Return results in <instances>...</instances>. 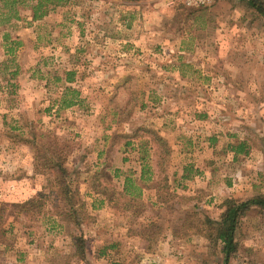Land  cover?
Returning <instances> with one entry per match:
<instances>
[{
    "label": "rangeland",
    "instance_id": "1",
    "mask_svg": "<svg viewBox=\"0 0 264 264\" xmlns=\"http://www.w3.org/2000/svg\"><path fill=\"white\" fill-rule=\"evenodd\" d=\"M19 14L0 24V264L216 263L217 246L194 233L203 216L216 217L244 184L264 195V21L244 0L195 8L69 0L40 19L29 6ZM66 86L80 101L57 111ZM157 135L169 148L162 169ZM57 137L69 150L72 187H104L112 197L83 226L87 247L78 254L65 237L77 228L57 226L67 209L47 169ZM239 140L249 151L232 160L229 145ZM141 154L148 171L189 193L162 192L161 206L118 196ZM197 165L210 177L195 180ZM238 239L230 264H264V216L255 206Z\"/></svg>",
    "mask_w": 264,
    "mask_h": 264
},
{
    "label": "trees",
    "instance_id": "2",
    "mask_svg": "<svg viewBox=\"0 0 264 264\" xmlns=\"http://www.w3.org/2000/svg\"><path fill=\"white\" fill-rule=\"evenodd\" d=\"M244 1L247 7L251 9L254 19L264 21V0ZM68 2L69 0H32V2L31 0H0L1 10L6 9V12H1L0 24H3L12 19H20L21 16L19 14V6H29L31 8V18L32 20H36L45 16L50 10H53L57 6L65 5ZM8 49L10 52L13 51L12 47ZM16 73L17 71L15 70L11 74L12 76H15ZM65 73V81L69 82L74 80L75 71H66ZM68 93L70 94L68 95ZM58 101L59 104L57 111L75 105L80 101L79 91L71 86H66ZM29 129L30 131L34 129V127L32 126V122ZM156 137L157 145L155 144L154 148L159 152L158 165L162 169L163 163L169 156V148H167L164 140L159 135H157ZM31 142H34V139L31 140ZM229 148L232 150L235 157H237L241 153H248L249 151L248 143L245 140H239L236 144L229 145ZM49 149L52 151L53 159L47 160V169H51L54 171V176L51 180L53 182L52 187L57 188V196L59 197L61 202H64V205L67 207L64 216H61V213L59 212H57V214L66 219L69 224L73 223L76 227H78L81 222L90 220L91 215H89L85 209V202L82 200L78 188L72 187L68 179L70 176V172L66 167L65 162L67 160L69 150L64 143H61L58 140V137L57 149L54 150V148H52L51 146H49L47 150L49 151ZM45 170V168H37V166H35L34 168L35 172H43ZM190 170H192L190 166H184V178H188L190 176ZM150 172L151 171H148L146 168L145 171H142L141 179H144L142 183L141 179L134 178L132 174H127L124 178L122 192L118 191L117 195L121 198H124L125 200L127 198L129 201H133L135 203V206L137 205V203L142 205L143 203L141 200H139L134 189H138L140 184H143L145 183L144 181L151 179V176H149ZM151 183L157 190V197L159 201L167 202L168 200L162 198V192L166 195H173L171 192H169L171 190L166 174H162L160 172L157 178ZM101 190L105 193H108V191L104 187H102ZM127 195H129V197H127ZM38 196L41 197L42 195L39 194ZM109 197L112 200V197L110 195ZM33 202L34 199L29 200L28 203L31 204ZM115 203L118 204L117 202ZM40 204H42L41 200H39L38 207H40ZM252 206H255L258 212L264 216V195L260 193L253 194L249 199L246 200L238 199L232 196L225 197L218 204L219 212L216 217L208 216L206 214L203 216V219L200 222L201 226L197 225L198 228H195L194 233L203 235L204 238L209 241V243L217 246L215 254L218 256V260L216 263H214L213 261L212 264H230L231 258L237 252L239 247L238 230L241 218L246 215V213ZM74 244L77 247V254L78 249L84 251L85 243L82 236H76Z\"/></svg>",
    "mask_w": 264,
    "mask_h": 264
},
{
    "label": "crops",
    "instance_id": "3",
    "mask_svg": "<svg viewBox=\"0 0 264 264\" xmlns=\"http://www.w3.org/2000/svg\"><path fill=\"white\" fill-rule=\"evenodd\" d=\"M186 64H190L191 65L192 63L188 62ZM152 149L155 150L154 147H152ZM150 155H152V153ZM231 158H232V160H236L237 158H239V155L237 157H235L234 153H232ZM138 162H139L138 163L139 164V168H138L137 172L133 173L132 176L134 178L141 179L142 171L143 170L145 171V167H146V157L141 154V156L138 157ZM195 167H197L199 169L198 170L199 171V175H194L195 177L193 176L195 180L196 179H206L207 177H210L209 174H206L207 171L205 170V168H203L202 166H199V165H197ZM154 172L155 171H153V172L151 171L149 173V176H151L150 180L144 181L145 183L140 184L138 189H134V191H136L135 193H137V196H138L139 200L142 201V203H146L148 201L152 205H159V206H161L162 204L165 205V202H161V201L158 200L157 190L151 183L152 181H154L157 178V174L154 173ZM27 173H28V171H27ZM34 173H35V171H34ZM123 175L124 176H123V179L121 180V185H120V188L118 190V191H121V192H122L123 185H124L123 184L124 183V178H125V176L127 174L123 173ZM181 175H182V173H181ZM197 176H199V177H197ZM143 180L144 179H141V183L143 182ZM211 181L212 180H208V182H211ZM148 183H150V184H148ZM170 183L171 182H169V185H170ZM9 185H11V184H9ZM184 186L185 185L182 183V181H180V182H177V184L174 187L171 184L170 185V189H171V191L175 190V192L178 193L179 195L180 194L189 193L186 190L181 189V188H184ZM243 186H245V188L243 190H241V191L237 190L236 194L231 193V195H229V196L236 197V196L239 195L238 197H250L255 192H258L257 190L260 189V187L257 186L254 183L244 184ZM263 189H264V187H263ZM78 190H79V194H80L82 200L85 202V209L88 212V214L91 215V218L88 221L81 222L78 227H76L73 224L77 228V232L75 231V232H72V233H66L65 237L67 239H69L70 242L72 241V244L74 245L75 237L76 236H82L83 239H84V243H85L84 248L86 249V247H87L86 239H87L88 236H87V234L83 233V231H82L83 226H89L93 222L96 223L97 222L96 215L98 214V212H100L103 209L110 208L113 205V203H112V200L109 197V195H107V193L102 191L100 188H88V190L84 192L82 188L78 187ZM127 197H129V195H127ZM121 208L125 212L129 211V208H127V207H121ZM57 226H63V227L66 226V227H68L69 226V222L67 220H65L64 218H62L61 216L60 217L57 216ZM166 235H167L166 239H168L169 237H172L171 234H166ZM154 252H157V251H154ZM72 253H74V252L72 251Z\"/></svg>",
    "mask_w": 264,
    "mask_h": 264
},
{
    "label": "built area",
    "instance_id": "4",
    "mask_svg": "<svg viewBox=\"0 0 264 264\" xmlns=\"http://www.w3.org/2000/svg\"><path fill=\"white\" fill-rule=\"evenodd\" d=\"M161 2L164 5H183L190 8L204 7L213 4L216 0H151Z\"/></svg>",
    "mask_w": 264,
    "mask_h": 264
}]
</instances>
